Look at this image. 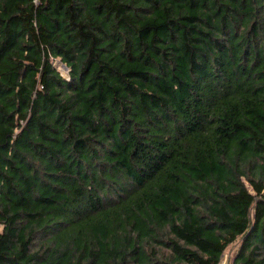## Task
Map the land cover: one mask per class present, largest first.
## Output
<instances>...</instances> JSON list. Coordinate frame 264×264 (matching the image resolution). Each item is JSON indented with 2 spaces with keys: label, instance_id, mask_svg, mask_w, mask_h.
I'll return each instance as SVG.
<instances>
[{
  "label": "trees",
  "instance_id": "16d2710c",
  "mask_svg": "<svg viewBox=\"0 0 264 264\" xmlns=\"http://www.w3.org/2000/svg\"><path fill=\"white\" fill-rule=\"evenodd\" d=\"M0 229V264H264V0H0Z\"/></svg>",
  "mask_w": 264,
  "mask_h": 264
},
{
  "label": "rangeland",
  "instance_id": "374dc122",
  "mask_svg": "<svg viewBox=\"0 0 264 264\" xmlns=\"http://www.w3.org/2000/svg\"><path fill=\"white\" fill-rule=\"evenodd\" d=\"M55 66L58 68V70L63 75L67 76L68 71L63 67V65L61 64V60L60 59L56 60ZM239 248H240V243L239 242L234 244V245H232V246H230L226 250V252L224 253L221 264H233L234 256H235V254H236V252L238 251Z\"/></svg>",
  "mask_w": 264,
  "mask_h": 264
},
{
  "label": "water",
  "instance_id": "95a60500",
  "mask_svg": "<svg viewBox=\"0 0 264 264\" xmlns=\"http://www.w3.org/2000/svg\"><path fill=\"white\" fill-rule=\"evenodd\" d=\"M61 64H62V62H61ZM63 67L66 69V67L63 65Z\"/></svg>",
  "mask_w": 264,
  "mask_h": 264
}]
</instances>
